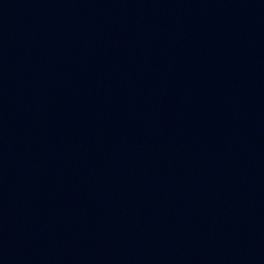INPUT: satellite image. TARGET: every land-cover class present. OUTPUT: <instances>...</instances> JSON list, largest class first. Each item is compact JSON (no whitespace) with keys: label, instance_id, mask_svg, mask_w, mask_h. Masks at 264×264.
<instances>
[{"label":"water","instance_id":"1","mask_svg":"<svg viewBox=\"0 0 264 264\" xmlns=\"http://www.w3.org/2000/svg\"><path fill=\"white\" fill-rule=\"evenodd\" d=\"M0 264H264V0H0Z\"/></svg>","mask_w":264,"mask_h":264}]
</instances>
